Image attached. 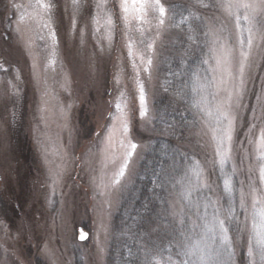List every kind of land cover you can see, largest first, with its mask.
Wrapping results in <instances>:
<instances>
[{
	"label": "rangeland",
	"instance_id": "rangeland-1",
	"mask_svg": "<svg viewBox=\"0 0 264 264\" xmlns=\"http://www.w3.org/2000/svg\"><path fill=\"white\" fill-rule=\"evenodd\" d=\"M43 2L50 8L39 7L37 0H0V264H107L113 216L150 141L158 136L155 102L165 96L177 107L185 87L194 123L176 136L183 162L168 188L162 216L180 225L171 214L185 203L178 182L186 173L191 177L190 170L198 167L212 191L193 192L200 210H186L183 226L192 236L198 233L196 241L201 240L202 246H210L206 264H264L254 239L253 253L248 254L253 235L250 198L245 212L239 206L238 191L233 193L236 219L226 225L229 241L202 240L199 218L205 215L207 201L219 200L225 208L229 201L210 131L213 124L193 102L203 95L211 107L225 96L223 90L216 95L212 85L213 77L221 75L212 70L218 54L212 51L214 35L235 49L231 70L234 83L239 84L238 33L233 20L197 0H160L166 9L163 25L158 24L155 9L148 10V23L126 24L120 0H106L103 9L97 8L99 0H78L75 6L73 0ZM214 2L203 0L206 5ZM108 15L111 26L106 23ZM257 27L264 34V25ZM206 32L214 35L206 36ZM259 34L252 49L255 66L246 69L240 106L233 108L237 116L233 159L223 170L231 174L235 164L236 189L241 182L247 187L249 175L259 186L255 144L248 143L250 125H258L253 129L257 134L259 126H264L253 119L264 102V42ZM198 54H203V63L208 61L201 72L194 63L200 65ZM189 64L195 71L189 81L182 80L181 72ZM197 77L204 87L193 93ZM141 87L144 116L140 115ZM130 142L137 148L126 157ZM126 160L127 168L119 176ZM213 212L209 205L207 216ZM79 228L87 233L86 239H78ZM163 228L159 224L145 233L150 254L143 264L163 262L170 255ZM173 259L199 264L196 256Z\"/></svg>",
	"mask_w": 264,
	"mask_h": 264
},
{
	"label": "snow or ice",
	"instance_id": "snow-or-ice-1",
	"mask_svg": "<svg viewBox=\"0 0 264 264\" xmlns=\"http://www.w3.org/2000/svg\"><path fill=\"white\" fill-rule=\"evenodd\" d=\"M202 7H215L222 10L229 18L233 20L234 27L237 30L238 37L237 43L239 46V61H238V76L239 84H235L236 77L233 75L231 70V60L235 53V49L228 47L225 42L222 41L221 37L214 35L210 32H206L205 35H214L212 41L215 46L212 51L218 53L215 56V67L212 69L214 72L219 71L221 73L220 78L213 77L212 85L216 89V95L223 90L225 96L223 99L216 100V95L213 99L216 103L211 107L208 106L207 98L203 95L200 99L194 100L193 106L200 108L203 114L210 118L213 126L210 128L212 138L215 141V154L219 157L218 164L221 172L223 173V192L229 196L228 206L225 208L220 205L219 200H209L204 204L205 215L199 217L202 221V227L204 229V237L202 240L211 239L213 242L219 237L221 243L229 241L228 232L229 229L226 226L232 220L236 219L235 210L232 206L233 193L238 191L239 193V206L245 209L247 212L248 200L251 199L252 208V233L249 237V256L253 253L252 242L255 240V245L259 250L261 259L264 260V126H259L258 134L253 132V129L258 127L257 124L253 123L249 127V144H255L256 159L258 161V181L259 186L251 181V175L248 177L247 187L241 182L239 189H236L233 184V175L236 173L235 164L232 165V173H224V167L226 164L233 159V139L236 132V121L237 116L233 114V108L240 106V100L243 94L244 75L246 69H251L255 66L252 60V49L255 44V40L258 33V25H264V0H215L214 4L206 5L203 0H197ZM74 6L78 4V0H73ZM37 5L41 8L48 9L50 5L44 3L43 0H37ZM106 6V0H99L97 3L98 9H103ZM120 8L123 13L122 19L126 24L131 23L132 20L139 21L141 24L148 23V10L155 9L159 12L160 19L158 20L159 25L164 24V16L166 9L161 4L160 0H120ZM242 10V11H241ZM23 20V16H21ZM182 20L180 23H183ZM107 25H112L111 15H108L106 21ZM177 27L179 25H176ZM107 39L111 40V30L107 31ZM260 40L264 42V34H259ZM191 39V37H189ZM149 48L152 44L148 45ZM131 49V43H129ZM131 55V52L129 53ZM149 65L152 61L149 59L147 62ZM208 63V61H204ZM195 75V74H194ZM227 77V79H225ZM232 84L229 87V84ZM204 86L199 84L197 77L196 83L191 88L193 93H198ZM261 99V98H258ZM144 90L140 88V102L141 110L140 115H145L144 109ZM118 110H121V106L118 103L116 105ZM122 111V110H121ZM255 113V110H254ZM123 115V113H122ZM254 120H260L261 124H264V102L260 103V115L254 114ZM205 123H208L206 120ZM123 130L125 133L128 132V125L125 121L123 123ZM255 136V139H252ZM123 143V142H122ZM242 143V142H241ZM129 151L126 153V157H130L134 150L137 148L135 143H129ZM242 151H245L241 149ZM244 157H241V163H243ZM198 164V162H197ZM127 168V160L121 167L118 175L122 176L125 169ZM251 174L252 169H248ZM191 177L185 174V178L179 181L180 186V197L184 201V205L181 207L179 212H172L171 214L177 218L180 225L185 222L186 210L195 209L199 213L200 205L198 202H194L192 199L193 192L200 191L201 189L207 188L212 191L211 184L204 178L203 172L197 168L190 170ZM194 177V179H192ZM211 205L214 208V212L209 218L206 213V209ZM247 220V215H245ZM241 231L237 228V232ZM86 238V234H81V239ZM210 246L205 243L202 246L201 240H197L195 243H186L183 245L184 251L183 256L198 258L199 264H206L208 257L207 249ZM230 258V257H229ZM156 264H193L189 259L174 260L172 256H168L163 262L159 259L156 260Z\"/></svg>",
	"mask_w": 264,
	"mask_h": 264
},
{
	"label": "trees",
	"instance_id": "trees-1",
	"mask_svg": "<svg viewBox=\"0 0 264 264\" xmlns=\"http://www.w3.org/2000/svg\"><path fill=\"white\" fill-rule=\"evenodd\" d=\"M200 65L195 67L203 71V54H198ZM192 65L182 70V80H190ZM185 87L183 97L179 96L178 106H174L165 96L155 102L156 117L154 127L158 136L150 141L146 152L138 165L134 181L128 191L122 195L119 206L113 216V238L109 244L107 264H143L147 261L149 242L145 233L164 225L166 248L170 249L173 258L183 257V245L194 243L198 233L192 236L185 231V226L171 222L162 212L167 209L168 188L176 178L183 159L177 134L188 131L194 123L190 113L191 96ZM163 220V222L161 221ZM154 228V229H153ZM118 238V239H117ZM243 263L244 251H239ZM258 261L260 256H258ZM185 258V257H184ZM256 264V263H255Z\"/></svg>",
	"mask_w": 264,
	"mask_h": 264
},
{
	"label": "water",
	"instance_id": "water-1",
	"mask_svg": "<svg viewBox=\"0 0 264 264\" xmlns=\"http://www.w3.org/2000/svg\"><path fill=\"white\" fill-rule=\"evenodd\" d=\"M79 232H80V234H79V236H78V239L79 240H84V239H86L87 238V233L86 232H84L82 229H79ZM86 234V238H84V239H81V234Z\"/></svg>",
	"mask_w": 264,
	"mask_h": 264
}]
</instances>
